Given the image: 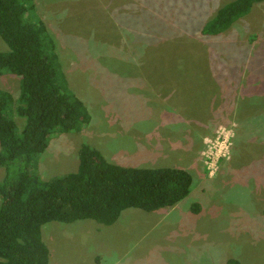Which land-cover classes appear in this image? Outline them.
Listing matches in <instances>:
<instances>
[{
    "label": "rangeland",
    "instance_id": "rangeland-1",
    "mask_svg": "<svg viewBox=\"0 0 264 264\" xmlns=\"http://www.w3.org/2000/svg\"><path fill=\"white\" fill-rule=\"evenodd\" d=\"M230 1L36 0L91 121L55 135L35 173L77 172L90 145L112 164L194 178L177 205L130 208L112 226L43 225L49 264H264V122L252 115L264 104V1L225 33L204 35ZM0 89L17 99L20 78L0 76ZM14 119L21 132L26 120Z\"/></svg>",
    "mask_w": 264,
    "mask_h": 264
},
{
    "label": "trees",
    "instance_id": "trees-1",
    "mask_svg": "<svg viewBox=\"0 0 264 264\" xmlns=\"http://www.w3.org/2000/svg\"><path fill=\"white\" fill-rule=\"evenodd\" d=\"M263 1L228 2L202 33H225ZM0 38L9 48L0 51V76L20 78L17 99L0 89V168L6 171L0 182V264H49L50 252L41 234L49 222L93 220L112 226L127 209L154 212L190 195L194 178L188 170L112 164L90 145L80 149L77 172L44 181L35 170L52 138L89 124L91 116L69 88L36 0H0ZM241 101L244 106L248 103ZM258 109L252 115L264 122V104ZM16 116L26 120L21 132ZM201 208L195 204L192 209L199 213Z\"/></svg>",
    "mask_w": 264,
    "mask_h": 264
}]
</instances>
